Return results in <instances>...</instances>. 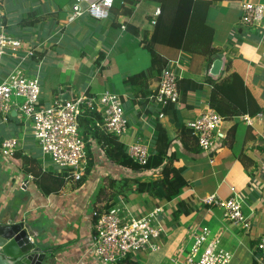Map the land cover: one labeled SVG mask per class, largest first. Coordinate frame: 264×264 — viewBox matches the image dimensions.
<instances>
[{"label":"crops","instance_id":"obj_1","mask_svg":"<svg viewBox=\"0 0 264 264\" xmlns=\"http://www.w3.org/2000/svg\"><path fill=\"white\" fill-rule=\"evenodd\" d=\"M247 1L264 5V0H212L209 6L198 0H180L176 11H162L165 18L177 12L188 19L203 18V23L210 28L208 46L215 49L207 63L204 53L156 45L159 54L166 59L165 64L179 79L189 76L200 85L186 92L182 99L180 90L178 109L185 125L210 106L211 86L206 77L211 75L209 70L215 59L222 61L217 76L237 72L261 111L254 116L241 114L229 121L223 120L215 140L217 148L208 154L187 151L177 141L171 144L176 155L173 164L181 169L186 181L176 198L164 201L146 194L118 197L116 203L131 212L142 213L155 206L164 208L160 221L164 230L157 240L160 247L145 256H132L133 262L179 264L189 253L187 248L195 235L205 227L209 237H218L221 246L232 252L231 264H264L262 253L255 250L258 238L264 234V31L242 22L240 6ZM70 2L60 8L56 0H0V24L9 36L33 50L24 60L18 59L20 52L15 57L7 52L0 64L1 71L7 75L19 64L24 76L37 77L40 103L45 105L63 99L64 94L70 98L82 92L90 96L106 91L117 93L128 120L127 132L118 137L125 148L138 139L143 140L149 151L156 123L169 138L175 139L178 130L165 111L170 103H156L150 98L156 92L159 74L147 79L145 90L148 93L144 97L135 96L130 78L146 71L148 51L141 38L126 25L146 31L150 36L157 17L153 12L160 8V1L123 0L132 8V13L118 17L114 24L110 16L98 20L88 14L69 21ZM188 8L192 13H186ZM192 25L190 34L195 32V24ZM6 75L0 74V81ZM21 103L11 106L5 118L0 112V219L18 221L23 218L36 236L43 233L38 246L42 249L60 247L51 252V261L42 264H101L92 247L94 205L89 199L96 191L97 181L106 176L118 177L122 172L99 153L95 144L90 178L77 187L76 181L67 180L57 193L43 194L38 177L28 172L40 169L54 176L62 174L55 167L50 168L45 158L39 162L33 150L29 120L23 114L24 119L20 118ZM243 115L252 119L251 124L242 120ZM232 124L235 131L233 141L229 142L227 129ZM140 130L148 135L141 136ZM7 138L17 140L11 156L1 152L2 142ZM8 168L9 177L4 173ZM231 188L243 197L242 210L250 222L249 229L228 221L216 204L201 203V199L212 194L226 199Z\"/></svg>","mask_w":264,"mask_h":264},{"label":"built area","instance_id":"obj_2","mask_svg":"<svg viewBox=\"0 0 264 264\" xmlns=\"http://www.w3.org/2000/svg\"><path fill=\"white\" fill-rule=\"evenodd\" d=\"M114 0H72L69 21L88 14L95 19L108 18ZM243 23L264 31V5L249 1L241 4ZM154 16L159 14L156 8ZM154 23V21H153ZM20 52L18 59L24 60L32 55V47H25L17 38L9 36L0 24V64L4 54ZM12 56V55H11ZM177 63V62H175ZM178 76L169 66H164L158 78L156 92L151 100L156 103H172L181 106ZM40 83L37 77L24 76L19 64H15L0 81V112L5 114L17 102L12 96L22 97L21 112L30 120L31 133L37 140L43 154L49 155L57 172H68L78 178L85 164V143L79 129V118L85 112L95 111L100 116L95 125L108 134L123 136L128 129L123 101L117 93L106 91L97 96L80 93L68 99H58L51 104L40 103ZM162 117V115H159ZM246 124L252 119L243 115ZM223 116L213 107H208L187 122V127L195 136L203 152H212L216 145ZM17 147L15 138L4 139L1 152L11 156ZM128 154L139 164H145L148 149L143 140H135L127 146ZM202 204H216L222 208L223 216L233 224L249 229L250 222L242 210L243 198L231 188L230 196L222 199L212 194L201 199ZM162 206H155L140 214L124 207L112 206L96 216L93 225L92 247L101 264H125L124 260L144 249H158V237L163 232L161 218ZM32 241V239H30ZM255 250L264 256V234L255 245ZM232 252L224 249L218 237H209V230L202 227L194 237L186 258L179 264H231Z\"/></svg>","mask_w":264,"mask_h":264},{"label":"trees","instance_id":"obj_3","mask_svg":"<svg viewBox=\"0 0 264 264\" xmlns=\"http://www.w3.org/2000/svg\"><path fill=\"white\" fill-rule=\"evenodd\" d=\"M70 0H56V5L62 8ZM160 1V12L154 22L152 34L134 28L131 25H126L130 31L141 38L144 48L150 53L151 65L148 71H141L138 74L131 75V84L134 87L135 96L144 97L148 91L147 79L158 75L161 69L166 65V59L159 54L157 44H165L174 48L183 49L192 53H204V59L211 61V56L215 52L214 48L208 46L210 28L203 23V18L188 19L181 14L175 13L163 17V12L166 9L171 13L172 10H177L180 5V0H158ZM205 6H209L212 0H198ZM72 2V0H71ZM70 2V3H71ZM174 11V12H175ZM132 13V8L125 5L123 0H114L110 8L109 15L112 23L120 16H129ZM186 13H192L188 8ZM186 16V14H184ZM195 24V32L190 34V28ZM209 29V30H208ZM229 66H226V69ZM206 81L211 86L209 95V107H213L223 116L224 121H229L233 117L241 114L254 116L261 111V107L251 91L245 86L242 77L237 72H230L227 75L207 76ZM177 86L182 91L183 95L191 90L197 89L200 85L196 84L189 76H182L178 79ZM168 115L172 118L174 126L178 130V135L175 139H171L166 134L164 128L156 123L154 127V139L152 141V150L148 151V156L145 164H139L132 158L127 151V148L119 140L118 136L108 134L95 125V121L100 116L95 111H88L79 118V129L85 143V164L82 174L78 178L67 177V172L61 176H54L51 173H43L40 169L32 170L28 173H33L38 177V185L43 194L57 193L64 186V183L76 181L75 187L81 185L87 178L94 167L93 148L96 144L99 153L111 164L117 166L122 173L118 177H108L109 185L113 190L108 196L103 195V184L93 192L91 202L94 205V212L101 213L105 209H109L116 205V200L119 195L129 194H146L149 197L169 201L181 194L182 188L186 185L185 179L182 177L181 169L174 166L176 155L171 150V144L177 141L183 149L190 152H203L197 144L195 136L191 130L185 125L180 116L179 109L172 103L165 108ZM245 122V120L242 118ZM246 123V122H245ZM235 124H232L227 129V138L229 142L233 141ZM157 132V133H156ZM225 140L224 142H226ZM191 144V145H190ZM146 177V178H145ZM149 177V178H148ZM73 179V180H72ZM73 185V186H74ZM72 186V188H73ZM103 206L97 204L102 202ZM97 208H96V207ZM135 213V212H134ZM140 214V213H139ZM179 214V211L176 213ZM96 216H93V223ZM259 239V238H258ZM258 241V240H257ZM257 243V242H256ZM256 245V244H255ZM58 246L46 248L51 252L57 250ZM128 257L124 260L125 264H138L130 260Z\"/></svg>","mask_w":264,"mask_h":264},{"label":"water","instance_id":"obj_4","mask_svg":"<svg viewBox=\"0 0 264 264\" xmlns=\"http://www.w3.org/2000/svg\"><path fill=\"white\" fill-rule=\"evenodd\" d=\"M221 67L222 61L215 59L209 73L217 76ZM62 98L68 99L69 95L64 94ZM35 237L36 234L28 223H24L23 218L18 221L0 219V264H42L47 253L37 245Z\"/></svg>","mask_w":264,"mask_h":264},{"label":"rangeland","instance_id":"obj_5","mask_svg":"<svg viewBox=\"0 0 264 264\" xmlns=\"http://www.w3.org/2000/svg\"><path fill=\"white\" fill-rule=\"evenodd\" d=\"M149 65H151V57H150V53L148 52L147 53V64H146V66L145 67H147V69H146V71H148V69H149ZM143 68H141V69H139L138 71H140V70H142ZM141 72V71H140ZM6 72H3V71H1V68H0V74L3 76V75H6L5 74ZM1 76V77H2ZM1 80V79H0ZM12 99L13 100H15L18 104H20L22 101H23V98L22 97H17V96H12ZM20 113V118H22V119H24V117L26 118V119H28L23 113H21V112H19ZM24 115V117H23V115ZM29 120V119H28ZM28 123H30V120L28 121ZM251 124V123H250ZM140 134H141V136H145L146 137V135H148V133L147 132H143L142 130H140ZM32 137V141H33V150H34V152H35V154H37V157H38V159H39V162H41L44 158L46 159V160H48L49 162H50V168H53L54 169V165H53V162L51 161V159H50V157H49V155H47V154H43L42 153V151H40L41 149H40V146H39V144H38V142H37V140L33 137V136H31ZM149 146H150V151L152 150V148H153V146H152V144H150L149 143ZM216 148H217V145H215V146H213L212 147V150L214 151V150H216ZM204 153H206V154H208L209 152H204ZM6 159H7V157H6ZM93 169H94V167H93ZM93 169H92V171H93ZM91 171V172H92ZM4 173L6 174V176H10V174H11V170L8 168V169H6L5 171H4ZM0 174H1V172H0ZM90 176L91 175H89V178H90ZM146 178V177H145ZM149 178V177H148ZM93 181V180H92ZM100 182L103 184V195L105 196V197H107L108 196V194H109V192H111L112 190H113V188H111L110 187V185H109V180H108V176H106L105 178H102V180L100 181H97L96 182V185H95V188L97 189L98 188V185L100 186ZM120 196H123L122 194L121 195H119V197ZM92 198V195H91V197H90V199ZM243 198V197H242ZM89 199V202H91V200ZM105 203V199L103 198V201L102 202H98L97 204H101L102 206H103V204ZM116 206H119V207H123V205L121 206V204L120 203H116ZM91 207V204L89 205V208ZM96 207V206H95ZM97 208V207H96ZM125 208V207H124ZM94 210V209H93ZM130 211V210H129ZM136 214H139V212H135ZM53 221H54V219H53V217H50V223H53ZM42 238H43V233H41V234H38L36 237H35V241H36V243H39L41 240H42ZM92 240V239H91ZM159 243V242H158ZM159 247H160V244H159ZM189 247H191V246H188V248L187 249H189L190 250V248ZM43 250H45L46 251V253H47V258H46V260L44 261V262H49V261H51V258L53 257V254L51 253V251H49L48 249H46V247H43ZM153 250H150V249H144V251L142 250V251H140V252H138L137 254H135V257L137 258L138 256H145V255H147L148 253H151ZM52 254V255H51ZM185 255V254H184ZM261 255V258H264L263 257V255L262 254H260Z\"/></svg>","mask_w":264,"mask_h":264},{"label":"clouds","instance_id":"obj_6","mask_svg":"<svg viewBox=\"0 0 264 264\" xmlns=\"http://www.w3.org/2000/svg\"><path fill=\"white\" fill-rule=\"evenodd\" d=\"M158 9H159V12H160V8L159 7H157ZM154 13V12H153ZM154 22H155V20H154ZM153 25H154V23H153ZM181 101V100H180ZM187 125V124H186ZM213 152V151H212ZM75 178V177H74ZM242 206H243V203H242ZM93 212V211H92ZM92 212H91V215H92Z\"/></svg>","mask_w":264,"mask_h":264}]
</instances>
